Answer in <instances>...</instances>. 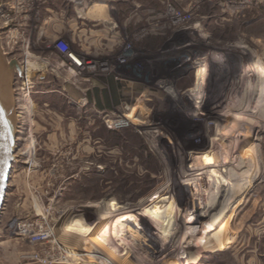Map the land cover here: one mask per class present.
Here are the masks:
<instances>
[{"label": "rangeland", "instance_id": "374dc122", "mask_svg": "<svg viewBox=\"0 0 264 264\" xmlns=\"http://www.w3.org/2000/svg\"><path fill=\"white\" fill-rule=\"evenodd\" d=\"M41 2L0 0L25 74L9 89L1 264H264V0H61L65 19L91 6L80 42L39 36ZM75 218L91 231L65 230ZM40 221L53 238L14 231Z\"/></svg>", "mask_w": 264, "mask_h": 264}, {"label": "water", "instance_id": "95a60500", "mask_svg": "<svg viewBox=\"0 0 264 264\" xmlns=\"http://www.w3.org/2000/svg\"><path fill=\"white\" fill-rule=\"evenodd\" d=\"M0 74L1 83L7 88L6 103L0 97V217L3 211L5 197L7 194L8 183L12 164L15 161V139L17 131L11 120L9 119L7 106L10 98L9 89L12 84V77L15 72L18 76L25 78V74L21 71L20 64L14 59H8L1 45L0 39ZM3 74V75H2ZM1 264V262H0ZM35 264H60V263H35Z\"/></svg>", "mask_w": 264, "mask_h": 264}, {"label": "crops", "instance_id": "0c3cea01", "mask_svg": "<svg viewBox=\"0 0 264 264\" xmlns=\"http://www.w3.org/2000/svg\"><path fill=\"white\" fill-rule=\"evenodd\" d=\"M43 9H44V17L41 21V25L44 26L41 31L39 32V36L45 37L52 33L46 27L53 26L54 32L53 35H62V36H68L70 38V41L74 42H80L84 37H86V34L84 33L83 26L87 21H90L91 19L88 18L86 15L88 9L91 6L85 7L83 6V3L76 2V10L75 12L69 17V18H63L62 16V10H61V0H41ZM56 3L57 8H56ZM91 11V10H89ZM80 16V17H79ZM27 18L28 17L24 16ZM40 19V18H39ZM87 38V37H86ZM84 40V39H83ZM42 77V76H41ZM39 77V79L41 78ZM45 82V81H44ZM42 81H36L35 86L41 87L44 84ZM63 88L66 89V87L63 86Z\"/></svg>", "mask_w": 264, "mask_h": 264}, {"label": "bare ground", "instance_id": "6f19581e", "mask_svg": "<svg viewBox=\"0 0 264 264\" xmlns=\"http://www.w3.org/2000/svg\"><path fill=\"white\" fill-rule=\"evenodd\" d=\"M189 62H190V60L187 57L183 58L181 60H178V62H176V65L174 66V69L180 70L182 68H185V66H187L189 64ZM74 63L79 67H82L83 63L86 65L85 62L79 61L78 59H75ZM21 71L24 73L22 68H21ZM254 72H256L257 74L264 75V71L260 70V68H258V66H257L256 70H254ZM0 79H1V74H0ZM7 91H8L7 88L5 86H3L2 83L0 82V97H1V99H3V101L5 103H6V99H7V95H8ZM157 103L160 105L159 101H157ZM125 108H126V110H129V108L127 106ZM162 108L165 109L164 104L162 105ZM108 123L111 125H114L115 127L127 125V122L124 120L114 121V122L110 120V121H108ZM211 130L214 131V129H211ZM226 130H228V128H226ZM107 208L110 210H116L117 206L112 201H109V202H107ZM102 217H103L102 218L103 220L106 219L105 218L106 216H102ZM229 218L226 221L225 227L222 228L223 231L229 225V222H230ZM15 227H17V223L14 225V229H15ZM91 229L92 228L89 227L83 220H79L78 218L72 219L71 221H69L65 224V230H68V231H82L85 233L86 232L89 233L91 231ZM234 236H235V232L230 231L227 234L222 233L219 236H216L217 238L214 241L212 240V238H208V237L203 238V240L201 241L202 242V248L208 252H212L215 250H221L222 251L223 249H226L232 243Z\"/></svg>", "mask_w": 264, "mask_h": 264}, {"label": "built area", "instance_id": "2783aa9c", "mask_svg": "<svg viewBox=\"0 0 264 264\" xmlns=\"http://www.w3.org/2000/svg\"><path fill=\"white\" fill-rule=\"evenodd\" d=\"M0 13L3 14V11H0ZM2 17V16H1ZM66 56L72 60L73 62L75 61V58L73 56V54L69 53V51L67 49H65L63 51ZM43 225V226H41ZM44 227V228H43ZM33 228H35V230L38 231V234L33 233L32 235H30L31 233V229L33 230ZM15 233L17 235H20L21 237H24L26 234L27 236L30 235V238L33 239H40V240H48L50 238H53V233H52V229L50 228L48 223H44V222H37V223H17V227H15L14 229ZM23 235V236H22ZM54 263H60V264H65L66 261L63 260H59L57 262Z\"/></svg>", "mask_w": 264, "mask_h": 264}]
</instances>
